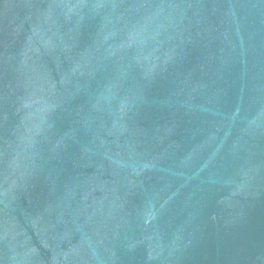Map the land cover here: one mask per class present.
Returning a JSON list of instances; mask_svg holds the SVG:
<instances>
[{
    "label": "water",
    "instance_id": "95a60500",
    "mask_svg": "<svg viewBox=\"0 0 264 264\" xmlns=\"http://www.w3.org/2000/svg\"><path fill=\"white\" fill-rule=\"evenodd\" d=\"M0 264H264V0H0Z\"/></svg>",
    "mask_w": 264,
    "mask_h": 264
}]
</instances>
